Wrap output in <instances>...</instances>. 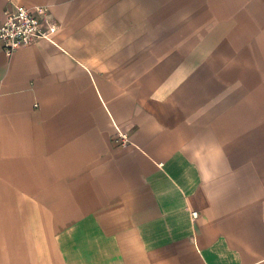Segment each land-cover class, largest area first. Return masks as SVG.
Here are the masks:
<instances>
[{
  "label": "crops",
  "instance_id": "1",
  "mask_svg": "<svg viewBox=\"0 0 264 264\" xmlns=\"http://www.w3.org/2000/svg\"><path fill=\"white\" fill-rule=\"evenodd\" d=\"M35 7L50 40L0 44V264H264V0L0 24Z\"/></svg>",
  "mask_w": 264,
  "mask_h": 264
},
{
  "label": "built area",
  "instance_id": "2",
  "mask_svg": "<svg viewBox=\"0 0 264 264\" xmlns=\"http://www.w3.org/2000/svg\"><path fill=\"white\" fill-rule=\"evenodd\" d=\"M45 9L35 7L32 10L26 8H14L6 11L4 21L0 24V44L7 56L15 51L28 47L37 39L50 40L51 29H42L39 18L43 17ZM122 144H126L124 137H120ZM196 217V213L192 214Z\"/></svg>",
  "mask_w": 264,
  "mask_h": 264
}]
</instances>
